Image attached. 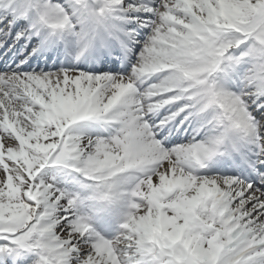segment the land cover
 <instances>
[{
  "label": "snow or ice",
  "instance_id": "snow-or-ice-1",
  "mask_svg": "<svg viewBox=\"0 0 264 264\" xmlns=\"http://www.w3.org/2000/svg\"><path fill=\"white\" fill-rule=\"evenodd\" d=\"M0 6V260L264 264V0ZM115 45L125 60L139 45L126 75L93 67ZM87 122L109 134L75 135ZM181 128L190 138L175 143ZM234 137L251 148L242 173L204 171ZM53 172L89 194L57 187ZM86 202L123 209L115 234L90 226Z\"/></svg>",
  "mask_w": 264,
  "mask_h": 264
},
{
  "label": "bare ground",
  "instance_id": "bare-ground-1",
  "mask_svg": "<svg viewBox=\"0 0 264 264\" xmlns=\"http://www.w3.org/2000/svg\"><path fill=\"white\" fill-rule=\"evenodd\" d=\"M5 11L6 10L3 8V6H0V15H3ZM138 36L140 37L141 35H138ZM18 47L19 45H17V48ZM15 51L16 50L13 49L12 52H9L7 54L8 63H10L12 59H14L15 55L13 53ZM137 51H139V47L138 45H135V48L132 49V55L128 57L127 60H125V64L123 66L122 65L120 66L119 63H116V68H119L120 74H125V75L127 74V71L130 68V62H134L135 53ZM115 53H116L115 51L112 53L113 56L115 55ZM47 55L52 56L53 53H48ZM5 59L6 58L4 55V50L0 49V65L4 64ZM60 60H61V57L59 53L57 52L55 54L56 64H59ZM100 60L105 61L106 55L104 54ZM115 61L114 63H111L110 65L108 64L97 65V66L93 65V67L102 69V70H107V68L115 67ZM51 63H52V60L45 59L44 61L40 63V66H46ZM245 67L246 65H241L235 74L238 73L242 75ZM234 75L232 76L231 82L227 84V87L229 88V90H232V91H236L238 87L240 86V80L234 79ZM218 80L221 85H224L226 83V79L223 73H221L218 76ZM164 115H166V110H161L158 116L156 117V119L159 120ZM189 131L191 130L189 129ZM74 134L87 138V137H97V136L105 137L109 133L99 124H96L93 122H87V123H82V124L77 125L74 129ZM187 136H188V133H185L183 128H181L180 132H177L174 134V137L172 138V140L175 143H179V142L186 143ZM234 146H235L236 151L233 150ZM222 150L224 154L215 157L213 161L209 163L208 168L205 169L204 171H206L210 175L241 174L242 168L239 166V161L241 159L240 154L241 152H244V151H251L250 146L245 145L243 141L239 140L238 137H234L232 141L226 142ZM49 176L55 177V183H59L61 185L66 184L67 186L66 190H68L69 192L79 193L81 197H85L89 194L88 191L81 190L80 188L81 180L75 174H68L67 172H56L54 174L52 173L49 174ZM81 212L88 217V220L92 222H97V225L100 231L107 236H111L115 234V232L118 230V227L113 226L116 220H119L122 222L121 214L123 212V209L119 208L118 206H108L106 204H94L91 202H86L85 206L81 208Z\"/></svg>",
  "mask_w": 264,
  "mask_h": 264
},
{
  "label": "rangeland",
  "instance_id": "rangeland-1",
  "mask_svg": "<svg viewBox=\"0 0 264 264\" xmlns=\"http://www.w3.org/2000/svg\"><path fill=\"white\" fill-rule=\"evenodd\" d=\"M123 27H124V30L125 31H128V30H131V29H135V28H137V25L135 24V23H132V22H129V23H125L124 25H123ZM138 35H141L140 37L138 36ZM136 39L137 40H143V35L142 34H137L136 35ZM138 47H139V45H138ZM133 48H135V46H133L132 47V49ZM240 75L241 74H235L234 75V79H236V80H240ZM106 137V136H105ZM223 151V150H222ZM54 173H56V172H53L52 174H54ZM68 174H70V173H68ZM56 185H57V187H60V188H63V189H67V186H66V184L65 185H61V184H59V183H56ZM88 222H89V224H90V226L92 227V228H94L96 231H98V232H100L101 234H104V233H102L101 231H100V229L98 228V225H97V222H92V221H90V220H88ZM121 223V221H119V220H116L115 222H114V227H119V224ZM113 227V228H114ZM105 235V234H104ZM107 236V235H106ZM37 260V256L34 254V253H24V254H22L21 256H20V258L19 259H17L16 261H15V264H34V262ZM0 264H13V261L11 260V259H3V260H0Z\"/></svg>",
  "mask_w": 264,
  "mask_h": 264
}]
</instances>
